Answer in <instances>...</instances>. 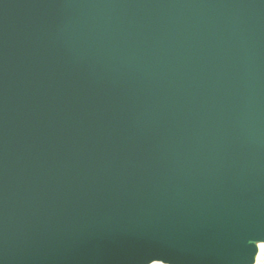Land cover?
Wrapping results in <instances>:
<instances>
[{"label": "water", "instance_id": "95a60500", "mask_svg": "<svg viewBox=\"0 0 264 264\" xmlns=\"http://www.w3.org/2000/svg\"><path fill=\"white\" fill-rule=\"evenodd\" d=\"M0 264H264V0H0Z\"/></svg>", "mask_w": 264, "mask_h": 264}]
</instances>
